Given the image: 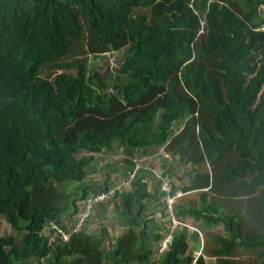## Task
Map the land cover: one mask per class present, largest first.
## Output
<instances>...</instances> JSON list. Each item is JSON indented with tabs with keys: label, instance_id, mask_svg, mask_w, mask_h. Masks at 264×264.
<instances>
[{
	"label": "trees",
	"instance_id": "trees-1",
	"mask_svg": "<svg viewBox=\"0 0 264 264\" xmlns=\"http://www.w3.org/2000/svg\"><path fill=\"white\" fill-rule=\"evenodd\" d=\"M262 7L264 0H0V216L24 233L19 245L0 235V264H70L83 252L91 241L85 231H68L72 239L63 242L45 229L53 222L67 232L63 219L72 205L80 211V203L110 189L93 179V164L116 145L128 160L165 147L186 163L209 164L211 174L191 176L192 190L241 189L264 207ZM104 52L125 54L107 75L95 62ZM155 87L163 105L145 99L122 122L76 130L85 112L113 114ZM138 175L130 195L114 201L121 195L120 223L136 229L142 247L121 253L120 239L119 264L147 263L153 251L146 243L161 240L141 218L150 195ZM220 199L203 192L197 205H173V212L202 228L222 226L224 236L213 237L219 264H232L238 248L261 249L264 264V231L246 233L244 220ZM185 227L162 226L172 242L159 264H206L187 254Z\"/></svg>",
	"mask_w": 264,
	"mask_h": 264
},
{
	"label": "crops",
	"instance_id": "crops-1",
	"mask_svg": "<svg viewBox=\"0 0 264 264\" xmlns=\"http://www.w3.org/2000/svg\"><path fill=\"white\" fill-rule=\"evenodd\" d=\"M176 133L178 134L179 131H176ZM186 162L187 161L183 160L181 156L173 154L172 152L168 153L164 147V148H161L157 152L156 155H153V156L151 155L149 157L147 156L143 157V160H140L138 163H136L137 165H140L139 166L140 169L136 173L139 174L138 175L139 179L143 181L142 183L147 187V191L150 195V197L143 202V206H141V209H142L141 218L147 221L148 232L150 234L160 235L161 240L159 239L156 242L150 241L146 243L145 250H147L148 247H151V250L153 251L152 259L148 261L147 263H138L134 261L126 262L125 261L126 263H122V264H158L159 259H161L164 256V254L167 252V251L160 252L159 250L160 244H162V242L165 240L164 237L167 235L165 234L164 236L163 233L166 232V229H169L170 231L173 230V232L178 229L177 227L179 225H174L173 220L176 222H182L187 225V227H185L188 229L187 245L189 246V249L187 251V254H190L193 257H195V254L197 252L202 251L201 257L204 258L206 264H219L218 262L219 258L215 257V255L213 254V251L216 248L212 250L211 254H204L203 251L206 250V239L205 238L206 237L211 238V242H214L213 237L218 236L216 234V231L220 229L222 231V228H220V226L202 228L200 222L196 223L191 217L190 218L186 217L184 216V214H181L180 219H178L176 214H174L173 212V208H172V212H170L169 209H167V205L165 204L164 199H163L164 194L162 193L163 191L160 188V180L156 177V175L169 176L172 193L182 194V196L177 198L176 204H174V206H177L178 204H182V203L197 205L198 198L200 194L203 192L205 193L207 192L211 195L213 194L219 197H221L220 195L223 194L219 188L211 184L212 183L211 177L209 179V182L211 184L209 187H207V185H201L198 187L202 189L192 190L193 188L191 187V176L193 177L197 173L203 174L205 176L209 175V173L210 174L212 173V167L209 164H207L200 168L198 166H195V165H192L191 163H186ZM151 163H152V166H151ZM147 167H150V169H147ZM128 172H130L129 174H131L130 168ZM203 182H204V179L199 178V183H203ZM132 190L133 188L131 187L130 189H126L122 194H125V195L129 194L128 192H131ZM119 197L117 201H114L112 203L106 202V203L99 204L93 210L90 220L94 217L97 222L96 223L94 222L93 225L91 226L97 227L100 225L99 229L103 231V235H105L106 238H91V241L84 243L85 245L83 247L84 249L83 252L76 253L74 255V256L79 255L78 260H82V263L84 264H119L116 261L114 251L117 246V242L120 239H123V241H119L121 242V245H120L121 253H123L126 249H130V247H132L133 245L135 246L137 252L140 251L142 247V243L137 241L138 238L136 239V236H137L136 229L134 228L133 230L130 228L128 229L127 225H125L126 229H123L121 226V223H120V212H121L120 199L121 198ZM113 206L115 207V213H116V225L115 226L110 225L111 223L110 221L112 220V218H111V214L107 213V209L108 208L112 209ZM125 219L126 217H123V221H125ZM196 224H199V225H196ZM70 226H67L66 229L69 228ZM86 226L88 229V231L86 230V232L90 234V231H93V230L90 229L87 223L85 227ZM162 226H165L167 228L163 230ZM200 227H201V230L199 229ZM83 228L81 230H83ZM211 232H213V234L210 235ZM205 234L206 236H204ZM200 236L202 237V240L200 239L201 238ZM199 240H200V245H199V248H197L196 244H198ZM214 243L216 247L218 248L217 246L218 243L217 242H214ZM238 249H241V248H238ZM242 250L252 251L255 249H251V250L242 249ZM259 251L261 252V250ZM234 252L232 255H234ZM74 256L68 259L70 261V264H75L73 261ZM230 259L231 257L229 258V260ZM233 261H236V262H233ZM237 261H238L237 259L230 260L232 264H237L238 263ZM260 262L261 261H259V264Z\"/></svg>",
	"mask_w": 264,
	"mask_h": 264
},
{
	"label": "rangeland",
	"instance_id": "rangeland-1",
	"mask_svg": "<svg viewBox=\"0 0 264 264\" xmlns=\"http://www.w3.org/2000/svg\"><path fill=\"white\" fill-rule=\"evenodd\" d=\"M262 12L264 14V7H262ZM86 29H87V25H86ZM86 48H87V43H86ZM101 54H104V55L98 56L95 62L97 63V66L101 67V69H98V70L103 72V74L105 75L113 72L116 68H119L125 57V54L123 52H104ZM208 64H209V67L211 68L210 63ZM154 89H156L155 93H157V95L154 94ZM154 89L152 90L150 94L145 96V98L140 102V104L121 103L117 105L113 114H108L102 109H95L92 111L85 112L81 116V120L78 123H76V126H78L76 127V130L89 129L93 132H97L110 125H113L114 123H118L119 121L122 122L123 120L128 118V116L133 111L143 109L144 108L143 104H144L145 99H146L145 104H147L148 106H152V104L154 103L163 105L165 103V97L162 94V88L155 87ZM191 124L193 126H196V128L198 129L199 124H194V123H191ZM181 127H182V124H176V129H174V131H180ZM70 129H67L66 131ZM127 158L128 157H126V154L124 153L122 147L119 145H116L114 150L110 152L104 151L102 154L97 155V159L95 163L93 164V168L96 169L98 172L93 175V179H95L96 183L98 184H103L106 182L107 184H109L108 186L110 188L122 185V183L126 181L129 177L128 170H129V167L131 166L130 162L133 160H139V161L143 160V158L139 155L135 156V159H132V160H128ZM134 163L136 164V162ZM151 166H152V163H151ZM102 170H105V171L103 172ZM232 192L233 193H230V194H227L226 192H224V194L220 197L222 198L220 199V202H219L220 205H222L223 208L226 210H231L239 214V216L244 220V224H245L244 227L246 228L245 229L246 233L247 232H252V233L263 232L264 231V207L258 205L257 197L255 198L253 195H250L249 193H246L244 190H241V189H236L235 191H232ZM88 194H92V190H90ZM74 207L75 206L72 205L69 211L66 212L65 217L63 219V224L65 227L71 225L69 228L66 229L67 234H69L68 231L74 232L76 229L79 228L78 226L81 220L80 214L82 213V210H84V202L80 203L79 205L80 211H73ZM107 213L111 214L112 220L110 221L111 222L110 225L115 226L116 225L115 207L113 206L112 209L108 208ZM69 214H70V217H69ZM94 222L95 223L97 222L94 217L89 222H87L90 229L93 230V231H90L89 236H91V238H106V236L103 235V231L99 229L100 225L97 227L91 226L93 225ZM85 225L86 224H84V228L81 231L82 233H85L86 230L88 231L87 226L85 227ZM125 225L126 224L121 223V226L123 229H126ZM72 226L74 227V229L71 228ZM220 228H222V226H220ZM76 232H79V231H76ZM211 234H213V232H211L210 235ZM216 234L224 236L223 229L222 231L221 229L217 230ZM0 235L4 238H13V244L19 245L21 239L24 236V233L17 232L15 229L11 227L9 223H7L4 217L0 216ZM204 236H206V234ZM200 239L202 240V237ZM205 239H206V250L203 251V253L211 254L212 250L217 247L214 242H211V238L206 237ZM199 245H200V240L198 244H196V247L199 248ZM259 250L261 249H255L252 251L236 249V252H234V255L231 256V259H237L238 260L237 264H259V261H262ZM198 253H200L199 256H198ZM201 255H202V251H199L195 254V258L198 259L199 257H201ZM152 256L153 254H151V259H152ZM78 257L79 255H76L73 258V261L75 264H79ZM233 262H236V261H233ZM42 264H46V263L43 262Z\"/></svg>",
	"mask_w": 264,
	"mask_h": 264
},
{
	"label": "built area",
	"instance_id": "built-area-1",
	"mask_svg": "<svg viewBox=\"0 0 264 264\" xmlns=\"http://www.w3.org/2000/svg\"><path fill=\"white\" fill-rule=\"evenodd\" d=\"M139 166L140 165H137L136 170L132 172L131 174H129L128 179L124 181L122 185L110 188L107 192L101 193L95 197L90 198L89 200L84 201V210H82V213L80 216L81 220L78 226L79 228L76 229L74 232L80 231L84 227V224H86L90 220L93 210L99 204L106 203V202H109V203L114 202L118 194H122L126 189H130L132 187L133 182L136 179V174H137L136 172L140 169ZM147 169H150V167H147ZM156 177L160 180V188L164 193L163 199H164L165 204L167 205V209H169V211L172 212L173 205L176 204L177 198L182 196V194L172 193L169 176L156 175ZM173 224L174 225H184L183 223L176 222L174 220H173ZM53 230H55L58 234L61 235L63 242H69L70 234H67L66 231L58 228L56 224L51 222L50 225L46 227L45 231H47L48 233H52ZM164 238L165 240L159 246L160 252L168 251L169 246L172 241V237L170 234L166 235ZM199 254L200 253H198V256Z\"/></svg>",
	"mask_w": 264,
	"mask_h": 264
},
{
	"label": "clouds",
	"instance_id": "clouds-1",
	"mask_svg": "<svg viewBox=\"0 0 264 264\" xmlns=\"http://www.w3.org/2000/svg\"><path fill=\"white\" fill-rule=\"evenodd\" d=\"M164 194V193H163Z\"/></svg>",
	"mask_w": 264,
	"mask_h": 264
}]
</instances>
